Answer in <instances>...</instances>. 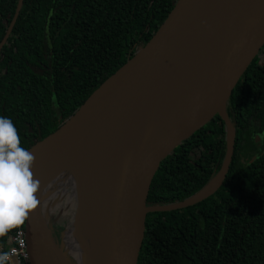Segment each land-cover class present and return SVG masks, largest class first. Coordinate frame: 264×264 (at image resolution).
Listing matches in <instances>:
<instances>
[{"label": "trees", "instance_id": "trees-1", "mask_svg": "<svg viewBox=\"0 0 264 264\" xmlns=\"http://www.w3.org/2000/svg\"><path fill=\"white\" fill-rule=\"evenodd\" d=\"M176 0H23L0 51V116L21 146L55 131L155 33ZM17 0H0V41ZM235 127L221 186L183 208L151 211L137 264H264V45L226 103ZM226 129L216 115L163 159L147 205L183 201L220 169ZM257 142H256V140ZM0 235L4 247L6 236Z\"/></svg>", "mask_w": 264, "mask_h": 264}, {"label": "water", "instance_id": "water-1", "mask_svg": "<svg viewBox=\"0 0 264 264\" xmlns=\"http://www.w3.org/2000/svg\"><path fill=\"white\" fill-rule=\"evenodd\" d=\"M22 4L23 0H17L0 51ZM200 40L205 64L165 115L150 130L142 131L145 102L167 78L175 58ZM263 45L264 0H176L143 46L55 131L26 149L35 155L34 178L40 182L39 203L25 218L29 264H77L62 241H54L41 213L48 183L66 167L74 174L95 264H137L148 212L183 208L214 194L228 172L234 148L235 127L226 103ZM216 115L226 129V153L217 173L183 201L147 205L160 162ZM218 175V185L203 192Z\"/></svg>", "mask_w": 264, "mask_h": 264}, {"label": "bare ground", "instance_id": "bare-ground-1", "mask_svg": "<svg viewBox=\"0 0 264 264\" xmlns=\"http://www.w3.org/2000/svg\"><path fill=\"white\" fill-rule=\"evenodd\" d=\"M201 41L198 42L199 44L194 43L192 47H188V49L175 58L168 68L167 78L159 83L152 95L145 102L141 111L142 131L150 130L165 115L171 103L181 93L189 79L205 64L206 51L200 45ZM37 167L38 165L35 163L32 165L31 171L33 172V176H35L38 170ZM220 178L221 175L216 176L203 192L212 191L218 185ZM49 184L50 188L47 198L57 195L60 190L59 188L65 190L70 187L72 189V196L77 199L75 178L71 168L66 167L61 173L54 175ZM62 243L66 251L76 260L77 264H95L92 245L82 222L79 206H77L75 212L72 214L69 226L63 232Z\"/></svg>", "mask_w": 264, "mask_h": 264}, {"label": "clouds", "instance_id": "clouds-1", "mask_svg": "<svg viewBox=\"0 0 264 264\" xmlns=\"http://www.w3.org/2000/svg\"><path fill=\"white\" fill-rule=\"evenodd\" d=\"M34 162L35 155L21 146L12 120L0 116V235L22 223L39 203L40 182L31 171ZM7 260V253L0 255V264Z\"/></svg>", "mask_w": 264, "mask_h": 264}, {"label": "rangeland", "instance_id": "rangeland-1", "mask_svg": "<svg viewBox=\"0 0 264 264\" xmlns=\"http://www.w3.org/2000/svg\"><path fill=\"white\" fill-rule=\"evenodd\" d=\"M59 189L57 195L49 197L44 201L41 213L51 231L54 241L61 244L62 234L70 224V219L78 206V201L72 196V189L70 187L65 190L63 188ZM62 247L65 249L63 244Z\"/></svg>", "mask_w": 264, "mask_h": 264}, {"label": "built area", "instance_id": "built-area-1", "mask_svg": "<svg viewBox=\"0 0 264 264\" xmlns=\"http://www.w3.org/2000/svg\"><path fill=\"white\" fill-rule=\"evenodd\" d=\"M8 254L6 264H29L25 219L22 223L13 226L6 236L5 246H0V255Z\"/></svg>", "mask_w": 264, "mask_h": 264}]
</instances>
